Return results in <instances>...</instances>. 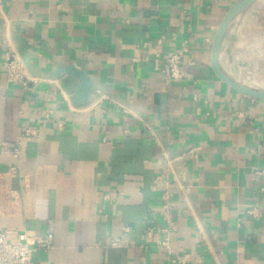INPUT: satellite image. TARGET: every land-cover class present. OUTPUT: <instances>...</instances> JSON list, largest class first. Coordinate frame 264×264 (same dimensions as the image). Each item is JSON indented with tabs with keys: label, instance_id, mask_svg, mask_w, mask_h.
<instances>
[{
	"label": "crops",
	"instance_id": "0c3cea01",
	"mask_svg": "<svg viewBox=\"0 0 264 264\" xmlns=\"http://www.w3.org/2000/svg\"><path fill=\"white\" fill-rule=\"evenodd\" d=\"M238 1L0 0V231L50 232L34 264L163 262L164 174L184 188H172L175 252L264 264V191L252 180L264 168V101L233 91L210 62ZM16 36L30 46L26 89L3 69ZM171 53L192 63L180 82L153 68ZM218 63L233 82L264 90V0L231 21ZM69 66L91 82L85 106L73 101L78 82L57 74Z\"/></svg>",
	"mask_w": 264,
	"mask_h": 264
},
{
	"label": "built area",
	"instance_id": "2783aa9c",
	"mask_svg": "<svg viewBox=\"0 0 264 264\" xmlns=\"http://www.w3.org/2000/svg\"><path fill=\"white\" fill-rule=\"evenodd\" d=\"M185 65H192L191 62L183 61V57L178 53H171L163 56H155L153 58V68L156 72L162 75L165 79L172 82H180L186 76L183 72ZM3 69L6 81L9 84L20 86L26 89L29 78L27 72L17 54L8 52L3 63ZM28 136H35L29 130L25 131ZM12 157L16 162L20 160V142H15L12 148ZM166 161L168 172H172L173 160L163 154ZM10 173H15L16 168L10 167ZM157 180H162V191L160 194L161 206L159 209V217L163 223L160 228L162 235L160 240L155 242V246L163 249L165 252V260L160 264H203V260L199 254L177 253L171 247V238L174 226V211L176 206L174 203L175 195L173 193V185L175 188L184 192V188L177 183L173 178L172 181L167 174L160 175ZM252 180L260 184L259 192L264 191V168H254L252 173ZM107 195L104 200H108ZM247 215L257 216L255 209L246 211ZM153 236V229L147 228L143 238L144 240L151 239ZM53 236L50 232H46L41 236H30L26 232H18L13 229H5L0 231V264H34L33 255L38 249L49 250L52 247ZM122 242L118 239L111 242L112 246H118Z\"/></svg>",
	"mask_w": 264,
	"mask_h": 264
},
{
	"label": "water",
	"instance_id": "95a60500",
	"mask_svg": "<svg viewBox=\"0 0 264 264\" xmlns=\"http://www.w3.org/2000/svg\"><path fill=\"white\" fill-rule=\"evenodd\" d=\"M256 1L257 0H239L233 6H231V8L227 11V13L223 17L222 21L220 22L214 34L212 47H211L210 62H211L212 71L215 74V76L221 82H223L225 85L231 88L233 91L250 99L264 101L263 89L250 88L238 84L236 82H233L223 74L218 63L219 51L229 24L235 17H237L239 14L247 10ZM14 42L17 44V49H18L17 55L19 56L26 72L31 76H35L28 55V50L30 49V46L27 40L20 36H16L14 38ZM62 73L69 74L78 82L77 90L73 98V101L78 107L85 106L87 104L88 95L91 90V82L88 76L84 72L78 71L70 66L60 68L57 74H62Z\"/></svg>",
	"mask_w": 264,
	"mask_h": 264
}]
</instances>
